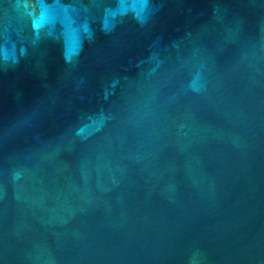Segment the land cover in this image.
Wrapping results in <instances>:
<instances>
[{
    "label": "water",
    "instance_id": "water-1",
    "mask_svg": "<svg viewBox=\"0 0 264 264\" xmlns=\"http://www.w3.org/2000/svg\"><path fill=\"white\" fill-rule=\"evenodd\" d=\"M0 264H264V0H0Z\"/></svg>",
    "mask_w": 264,
    "mask_h": 264
}]
</instances>
